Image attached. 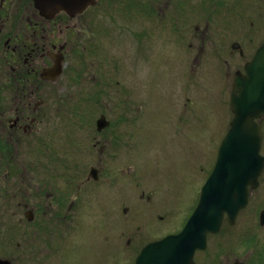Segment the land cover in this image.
I'll return each mask as SVG.
<instances>
[{
  "label": "rangeland",
  "instance_id": "374dc122",
  "mask_svg": "<svg viewBox=\"0 0 264 264\" xmlns=\"http://www.w3.org/2000/svg\"><path fill=\"white\" fill-rule=\"evenodd\" d=\"M164 1L157 2L162 5ZM229 3L231 8L223 15L221 6L214 11L213 6L204 5L184 34L178 23L161 22L156 16L148 22L144 0H102L96 10L94 17L101 16L104 24L87 40L84 59L75 63L78 79L63 88L65 100H58L57 107L52 103L50 112L55 115L57 108L54 141L59 161L53 172H63L69 157L75 156L73 151H82L76 147L81 140L89 158L80 156L79 160L88 165H100L92 136L106 147L101 156L105 179L96 184L91 180L85 217L91 234L104 230L106 248L114 241L110 229L117 227L116 218L122 231H129L130 225L138 239H155L180 230L195 207L232 118L229 98L234 73L264 39V0ZM215 12L223 20L211 19ZM101 116L108 126L97 129ZM260 135L264 155V115ZM60 157H67L64 165ZM46 168L41 171L42 182L51 173ZM63 180L58 177L60 188ZM53 181L43 183L42 196L51 192ZM253 198L256 204L260 196ZM8 203L11 206L0 202V214L7 213V217L0 216V254L12 258L13 264H54L40 262L34 255L25 257L22 251L25 245L35 251L44 247L40 238L49 234L41 227L53 223L51 214L41 212L29 224L16 212V200ZM40 205L50 210L47 197ZM253 220L246 212L239 214L227 231L230 250L216 263L209 257L215 239L209 238L203 256L207 260L202 264H232L234 257L244 261L243 232L254 235L256 246L264 240V229L248 230ZM136 226L140 227L137 232ZM121 237L123 254L127 236ZM132 243L130 248L139 245ZM116 261L107 255L105 264L120 263Z\"/></svg>",
  "mask_w": 264,
  "mask_h": 264
},
{
  "label": "flooded vegetation",
  "instance_id": "af4514ba",
  "mask_svg": "<svg viewBox=\"0 0 264 264\" xmlns=\"http://www.w3.org/2000/svg\"><path fill=\"white\" fill-rule=\"evenodd\" d=\"M157 1L144 0L147 10L143 9L146 10L148 22L156 16L161 22L178 23L183 34L184 31L191 30V25L200 15L204 5L213 6L214 11L221 6L222 15L231 8L229 0H167L162 5ZM101 4L102 0H92L83 10L74 14L60 9L46 15L37 9L34 0H0V202L1 205L5 203L4 206H7L8 201L16 200L15 207L19 208L16 212L23 215L29 224H34L41 212L51 214L53 223L41 227L45 234H49L48 238H40V243L44 247L37 249L38 252L34 247L27 245L22 249L25 257L34 255L33 258L38 257L40 262L50 260L54 264H105L106 256L113 255L118 262L120 261L119 264H134L140 250L147 243L171 234L140 240L137 233L132 232V226L130 228V225H127L129 231H122L119 218H116L114 223L117 227L110 229L114 241L106 248L104 230L92 234L89 232L85 221L89 209V196L86 193L89 191L91 180L96 184L99 180L105 179L101 177L104 172V167H101V164L104 165L101 156L104 155L106 147L99 144L100 139L94 140L95 135L92 136V148L97 149L100 165H88L85 162L89 155L86 153L85 156L81 140L76 147L82 151L78 153L77 150L73 151L75 156L69 157L67 163L65 162L67 157H60L64 160L61 164L66 163V167L63 166L64 171L60 174L53 172V167L58 165L59 152L54 141L58 133L57 108H54L55 115L50 112L52 103L57 107L59 101L65 100L61 91L72 85L79 77L74 69L75 63L84 59L83 50L87 49V40L104 24L101 16L94 17ZM162 6L172 9L168 12ZM211 19L223 20L217 18V12ZM183 34L182 38L185 37ZM263 41L258 44L242 69L235 71L232 88L237 72L244 75L246 63L253 58ZM186 105L187 103L185 107ZM258 123L260 126V120ZM97 132L102 133L103 130ZM217 150L218 147L211 170ZM80 156H85V160L80 161ZM44 159L46 163H43ZM46 167L50 168L51 173L47 172L42 182L41 171L47 170ZM14 175L16 177L10 180ZM58 177L59 180L61 178L67 180V184L63 183V180L60 188L57 185ZM263 177L264 167L258 177L257 186L248 187L247 204L238 212L234 223L231 224L224 215L218 232L207 236V243L209 238L215 239L212 245L213 253L209 255L213 263L218 262L221 256L230 250L231 242L228 241V236L231 234L227 231L236 224L240 213L246 212L254 219L250 222L252 227L248 229L249 231L264 229V222L261 219L264 212ZM51 179H54L50 186L51 192L42 196L43 183ZM258 195L260 198H255L254 204L253 197ZM45 197L50 200V210H42L40 205L41 199ZM250 207L256 209H249ZM6 214L4 211L0 216L7 217ZM134 229L137 232L140 227L136 226ZM243 234L242 247L247 253L245 260L240 262L234 257L232 264H264V240H258L256 246L252 243L254 235L251 236V232L245 231ZM122 235L127 236L124 238L126 248L123 254L120 249ZM133 241H138L139 245L130 248ZM206 249L207 247L195 252V264H202L207 260L203 258ZM198 256L202 257L198 259ZM0 259L13 264L12 258L3 254H0ZM229 262L227 259L226 263Z\"/></svg>",
  "mask_w": 264,
  "mask_h": 264
},
{
  "label": "water",
  "instance_id": "95a60500",
  "mask_svg": "<svg viewBox=\"0 0 264 264\" xmlns=\"http://www.w3.org/2000/svg\"><path fill=\"white\" fill-rule=\"evenodd\" d=\"M92 0H34L37 9L49 15L57 10L76 13ZM244 75L237 72L230 106L233 117L222 138L213 169L200 190L198 203L182 230L147 243L134 264H195L196 250H204L207 236L218 232L224 215L231 224L248 200V186L255 188L264 167L260 154L259 120L264 115V41L246 63ZM107 125L104 116L97 129ZM264 222V212L261 214ZM0 264H8L0 259Z\"/></svg>",
  "mask_w": 264,
  "mask_h": 264
}]
</instances>
